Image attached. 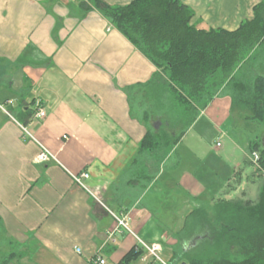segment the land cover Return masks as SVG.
Here are the masks:
<instances>
[{
  "label": "crops",
  "instance_id": "crops-1",
  "mask_svg": "<svg viewBox=\"0 0 264 264\" xmlns=\"http://www.w3.org/2000/svg\"><path fill=\"white\" fill-rule=\"evenodd\" d=\"M181 1L193 9L197 29L234 30L262 0ZM80 2L0 0V262L12 255L8 264H94L97 258L117 264L139 241L159 243L170 258L205 189L180 165L188 156L204 163L212 126L227 139L216 148L246 158L231 126L221 131L233 115L234 82L226 81L184 128L179 99L157 95L161 86L150 83L156 73L166 78L162 70L101 12L84 11ZM262 63L252 62L257 69L240 63L234 76L262 71ZM38 109L44 118L34 116ZM150 127L169 138L184 132L168 155L162 156V142L152 151L146 166L154 177L140 191L125 184L129 175L121 179ZM43 148L50 159L37 162ZM234 165L226 170L232 177L239 173ZM81 172L89 176L78 184L74 176ZM182 202L187 207L180 214ZM114 215H125L131 232Z\"/></svg>",
  "mask_w": 264,
  "mask_h": 264
},
{
  "label": "trees",
  "instance_id": "trees-1",
  "mask_svg": "<svg viewBox=\"0 0 264 264\" xmlns=\"http://www.w3.org/2000/svg\"><path fill=\"white\" fill-rule=\"evenodd\" d=\"M80 6L84 11L101 12L162 70L166 78L156 73L150 83L161 86L162 92L157 95L179 99L178 106L186 117L179 118V123L184 128L226 81L234 82L237 89L232 95V113L244 119L242 127L250 128L256 122L264 126V70L246 69L234 76L240 63L257 69L252 62L264 61V0L253 7L252 19L242 21L234 30L197 29L191 22L193 9L181 0H132L125 5L81 0ZM166 106L171 104L166 102ZM183 132L169 138L164 129L150 127L121 180L129 175L125 184L143 191L154 177L146 166L155 157L152 151L162 142V156L168 155ZM247 147L245 162L263 177L257 198L194 200L171 257L167 261L161 255L164 263L264 264V135L248 140ZM253 153L257 154V163L252 160ZM135 200L131 198V203ZM121 202V198L117 200L120 206ZM146 255L148 252L135 244L117 264H133ZM10 257L0 264H8ZM147 259L145 264H163L150 255Z\"/></svg>",
  "mask_w": 264,
  "mask_h": 264
},
{
  "label": "rangeland",
  "instance_id": "rangeland-1",
  "mask_svg": "<svg viewBox=\"0 0 264 264\" xmlns=\"http://www.w3.org/2000/svg\"><path fill=\"white\" fill-rule=\"evenodd\" d=\"M243 71V70H242ZM244 119L239 118L238 115H232L231 118L222 124L221 131L223 132L227 129V126H231L232 131L230 134L233 138H236V143L240 146L248 144V140H252L258 138L261 135H264V126L259 125L257 122L254 123L250 128L242 127ZM218 128V127H217ZM224 129V130H223ZM218 129L211 127L210 139L208 143L210 154L203 160V164L198 165V161L188 156V158L182 163L179 167V170L182 171L184 169H188L194 171L196 176L200 178V180L204 183V191L200 195V200H216L220 196H224L229 194L232 199L238 198H251L256 199L261 187V183L263 182V177L255 174V168L249 163L244 161L243 152L239 154L238 152L234 155L231 152L223 153L222 148H216L215 143L219 140L221 143H226L227 139L218 131ZM190 143V142H189ZM185 143L191 148V144ZM181 148V147H180ZM232 148H234L232 146ZM185 150V146H182V150ZM241 151V150H240ZM186 156V155H185ZM237 160V161H236ZM235 166L234 164H238L239 173L236 177H232L233 173H228L226 170L229 165ZM237 165V166H238ZM232 179L230 181V179ZM229 180V181H228ZM187 204L184 202L181 203V207L178 211L180 214L185 212ZM163 259L168 261L166 255L162 254ZM145 261L139 260L134 262L133 264H145ZM107 264H114L108 261Z\"/></svg>",
  "mask_w": 264,
  "mask_h": 264
},
{
  "label": "built area",
  "instance_id": "built-area-1",
  "mask_svg": "<svg viewBox=\"0 0 264 264\" xmlns=\"http://www.w3.org/2000/svg\"><path fill=\"white\" fill-rule=\"evenodd\" d=\"M36 118H39V119H42L45 117V112L43 109H38L36 112H35V115H34ZM21 128H22V131H24L28 136H32L30 134V132L27 130L26 127L20 125ZM220 142H216V147H219L220 146ZM50 159V154L49 152L43 148V150L38 154V156L36 157V161L37 162H46ZM257 154L256 153H253L252 155V160L254 162L257 163ZM88 173L86 172H81L79 175L77 176H74V180L75 182H77L78 184H82V179H86L88 178ZM114 218H115V221H116V225L118 227H123L124 229L130 231L129 227H128V218L124 215V216H116L114 215ZM131 232V231H130ZM139 244L148 252V255L154 257L155 259H157L158 261H161L163 264H166L162 261V258H161V252H162V247L159 243H151V244H147V243H144L142 241H139ZM76 252L80 253V248L76 247L75 248ZM94 264H105V261L101 258H97L95 261H94Z\"/></svg>",
  "mask_w": 264,
  "mask_h": 264
},
{
  "label": "water",
  "instance_id": "water-1",
  "mask_svg": "<svg viewBox=\"0 0 264 264\" xmlns=\"http://www.w3.org/2000/svg\"><path fill=\"white\" fill-rule=\"evenodd\" d=\"M181 264H185V262H182Z\"/></svg>",
  "mask_w": 264,
  "mask_h": 264
}]
</instances>
